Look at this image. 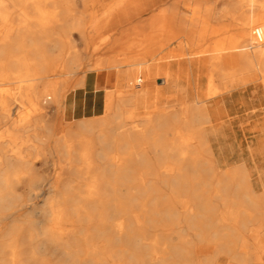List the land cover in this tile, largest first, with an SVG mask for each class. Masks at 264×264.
<instances>
[{
    "label": "bare ground",
    "instance_id": "obj_1",
    "mask_svg": "<svg viewBox=\"0 0 264 264\" xmlns=\"http://www.w3.org/2000/svg\"><path fill=\"white\" fill-rule=\"evenodd\" d=\"M78 1L0 0V19L9 25L0 40V83L16 85V91L0 89V125L10 99L29 101L32 108L19 120L23 123H14L8 132L32 131L31 136L14 132L11 144L40 152L45 104L72 100L74 111L83 116L60 141L69 156L68 139L76 137L74 160L83 163L76 168L91 179L85 199L97 202L98 217L85 205H69L80 192L67 189L71 182L62 173L59 195L42 208L49 224L41 229L38 246L50 244L61 254L59 260L42 259L45 254L38 256L36 247H22L20 225L14 224L4 233L13 237L0 240V264H100L119 256L107 230L108 204L115 201L122 215L127 207L109 198L107 175L124 184L134 171L133 178L142 181L138 193L153 211L161 184L170 188L171 201L181 202L175 224L183 223L186 232L172 246L175 257L167 259L156 245L149 249L160 264H216L222 256L233 264H264V190H255L241 152L251 143L252 118L258 116L248 115L264 110V98L259 93L261 105L251 107L254 111L240 105L247 85H256L257 95L264 93V0H80L82 10ZM16 17L22 22L14 27L9 21ZM32 20L37 28H29ZM73 28L85 43L81 51ZM82 71L85 97H69V81ZM51 73L66 77L49 80ZM67 111L71 124L75 120ZM123 146L131 148L126 155L116 151L110 156L108 149ZM22 153L8 154L0 147V227L8 218L4 212L14 208L13 192L2 187L28 169L30 161ZM94 155L107 163L96 165ZM142 169L155 171V181L145 179ZM80 209L89 224L77 237L81 214L74 211ZM135 218L141 224L139 213ZM115 227L126 237L119 250L146 264L140 246L148 244L145 237L132 238L125 220ZM26 230L32 237L33 231ZM70 236L80 239L81 251ZM205 250L210 254L196 263L197 253Z\"/></svg>",
    "mask_w": 264,
    "mask_h": 264
},
{
    "label": "rangeland",
    "instance_id": "obj_2",
    "mask_svg": "<svg viewBox=\"0 0 264 264\" xmlns=\"http://www.w3.org/2000/svg\"><path fill=\"white\" fill-rule=\"evenodd\" d=\"M78 6L80 10L84 9V5L80 0L78 1ZM21 22L22 21H20V19H18L17 17L9 21V23H11V25H13L14 27L19 26V23ZM28 23H29V28H37L35 25L36 24L35 20L29 21ZM8 26L9 25L5 24L0 19V31H1L0 40L5 37L6 29ZM71 34L72 37L75 39L76 44L78 45V50L80 51L83 50L85 48V43L82 40V36L79 30L73 28V30H71ZM36 37L41 38L44 36L39 35ZM88 56L89 55L87 53H84V59H86ZM59 74L57 75L51 73L48 79L57 81V80H62L66 77L63 76L64 73H59ZM85 74H86L85 71L79 72L75 77H73L69 81L70 88L67 91V95H69V97L70 94H72V97H74V95L75 97L77 96V98L79 96L85 97V91H84L85 88L83 85L79 84V82L81 81V79L84 77ZM62 85L63 84H61L60 86ZM15 86H16L15 84L0 83V89L2 87H3L2 89H6L10 87V89L16 91L14 90ZM255 87L256 85L249 84L247 85L246 89L242 90L240 105L243 109L261 105L258 96L260 93L261 97L264 98V93L258 88V90H260L261 92L259 91L257 95ZM68 101L69 99L66 101L65 100L62 101V103L60 104H56L53 103L52 100H48V102L45 104L47 108L46 117L48 115V118H45V121L43 122V126L40 129L41 131L39 130V133L43 135V138L45 140V143H43L42 145L44 147V148L42 147L43 151L41 150L40 152H38L35 149L26 145H23V147L19 148L18 147L19 145L16 144L13 146L11 144L10 135H14V132L17 133L16 135L30 134L29 136H31L32 134V131H30L31 132L30 133L28 129H20L16 131L12 129L13 132H8L9 128H13L12 126L14 123H18V124L23 123L22 121L19 120L23 118V116L30 110V108H32V105L29 101L21 102L16 98L10 99L8 101V107H7L8 115L4 118L3 122L0 125V147L3 149V151H6L8 154H15V151L20 149V151L23 152L22 155L30 161L28 164V169L26 171L22 170L23 175L20 179H10L9 185H7L6 187H2L6 191V193L9 191L13 192L9 195V197L12 200L11 201L12 204H14V208L4 212L8 216V218L4 219L3 226L0 227V240L2 241L5 240L6 238V240L8 239L9 241V239H11L10 237L13 236L10 235L6 236L5 231L8 230V228H10L14 224L20 225L19 228L21 230V233L19 234V238H21L22 247L24 248H28L30 246L36 247V249H38L37 255L41 254L40 256H42L43 254H45L41 257L42 259L43 257L47 259H49L50 257H55L56 261L59 260L60 258L59 256H61V254L59 253L60 254L59 255L58 251L55 250L50 244L47 243L44 247L42 248L39 247L42 246L40 242L43 239V234L41 233L43 231V226L49 224V219L46 217V213L42 211V208H44L45 204L49 200L59 195V192L63 187L62 183H64L63 180L59 178V176L63 173L65 174V180L67 182H71L70 183L71 185L67 187L68 190L73 191V189L76 188V190L80 192L79 193L80 196L75 195V198L72 199L70 198L69 205L72 206L85 205V207L88 210L92 211V214L95 216L96 219L99 213L98 211L99 209L96 210L95 208L97 202L89 201V199L88 200L85 199V196L87 195L86 184L91 179L88 178L85 170H80V169L77 170L76 168L83 165V163H81V161H79L78 159L76 161L74 160V158H77L75 154L78 149L76 137L73 136L70 139H68V143H71L73 149L69 156L66 154L67 152L64 146V142L60 141V139L64 134L67 135L69 134L67 130L70 128V126L76 125L77 119H80V117L83 116L82 111H76V112L74 111V108L72 106L73 104H70L72 103V100L69 103ZM65 106L68 107L72 106V107L69 109ZM65 108L68 109V111ZM252 110L254 111L253 108L249 109V111ZM66 111L67 112L71 111L70 113L72 114L73 119L75 120L71 124L68 120V117H66L67 116L65 113ZM263 111L260 109L248 115L250 116L255 113L258 114V116L252 118L253 122L255 123L254 124L255 135L256 132L259 130L261 124L260 122L258 123V120L264 117ZM5 119L6 122H4ZM48 127L50 132L47 129ZM68 137H70V135ZM135 147H136L135 149H138L137 145ZM119 149L116 148L108 149L110 156H112L116 151L126 152L125 154H122V155H126L127 151L130 150L131 148L123 146ZM94 160L97 161L96 165L99 164L103 166L105 163H107L108 159L106 161L104 160L102 161L99 160L94 155ZM139 172L143 175L145 179L149 178L153 182L155 181V171L142 169ZM135 173H136L135 171L131 172L132 177H130L129 180L125 181L124 184L122 182L117 181V179L111 173L107 175V182L111 184L108 187L109 198H112L114 200L116 199L122 200L123 203L121 204L127 207V209L122 215V213L117 211L118 206L116 207L114 203L115 201H112L111 204H108L109 207L111 205L110 208L112 212L111 213L112 218L108 223V225L110 224V226L107 227V230L109 231L111 238L116 240L115 247L118 251L119 256H116L115 258L112 257V259L111 258L102 259V263L100 264H114V262L115 263L123 262L125 264H138L136 261H134V259L128 257L127 252L119 250L121 245L123 244L121 243V240L125 239L126 237L124 234L120 233L116 229L115 223L120 222L122 220H125L127 224V229L128 231L130 230V234L133 236L132 238H136L139 236L145 237V242H147L148 244L141 243L140 246L142 247V251H144L143 258L145 259L146 264H160L152 257V251L149 250L151 247H153V245H156L158 249H161L160 251L163 250V252H165L164 257H166L167 259H173L175 257L173 253V247L180 243V238L182 234L186 232L185 229H183L185 228L183 227V223L175 224V209L180 208L181 202H179L178 198L177 199L175 198L171 201V198L173 196H170L171 195L170 188L166 185H162V184L158 185L157 187L158 193L160 190L162 195L159 196L160 199L155 204V208L157 210V212H155L151 209L152 208L150 206L151 203L147 200H143L144 196L138 193L137 189L139 188V186L142 185V181L140 179L133 178V175ZM146 184L150 185L153 183L147 182ZM190 204H193V202H191ZM74 212H76L75 214H81V220L77 223L79 225L77 237L78 236L80 237L86 233V229L82 228V225L87 226L89 224V221L85 219L83 210L80 209ZM138 213L140 215V219L142 220L141 224H139L135 218V215ZM169 213H171V215H169ZM184 215H185L184 212L180 213V216L184 217ZM32 224L34 225L33 227ZM27 226L33 231L32 237L28 236L29 234L26 230ZM91 230L93 231L94 234H97V236L99 234L100 236L101 232L99 233V231L94 229V227H92ZM101 236L103 235L101 234ZM69 239L72 240L74 245L77 244L78 249L81 251L82 243L80 239L76 237L71 238V236ZM126 242L128 241L126 240ZM43 248H45V250ZM170 252L173 253V255ZM209 252L210 251L208 250L198 252L195 257V262L196 263L202 262L204 258L210 254ZM52 254L53 255L58 254L59 256L58 255L53 256ZM82 257H85L84 253H82ZM222 257H223L222 260H219L216 264L219 263L226 264L227 262L229 264H233L232 262H230V260H228L227 257L224 256ZM50 259L52 260V258ZM80 264H92V263L88 261H82V263Z\"/></svg>",
    "mask_w": 264,
    "mask_h": 264
},
{
    "label": "crops",
    "instance_id": "obj_3",
    "mask_svg": "<svg viewBox=\"0 0 264 264\" xmlns=\"http://www.w3.org/2000/svg\"><path fill=\"white\" fill-rule=\"evenodd\" d=\"M259 122L261 124L256 135L253 128L249 135V138L252 139L251 143L244 144L241 151L244 164L257 192L264 190V117L259 119Z\"/></svg>",
    "mask_w": 264,
    "mask_h": 264
}]
</instances>
